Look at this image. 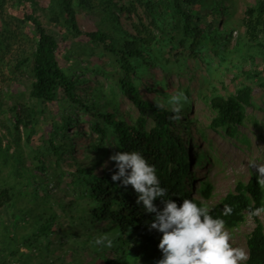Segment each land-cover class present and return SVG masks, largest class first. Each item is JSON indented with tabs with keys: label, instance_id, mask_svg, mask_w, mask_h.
Segmentation results:
<instances>
[{
	"label": "trees",
	"instance_id": "1",
	"mask_svg": "<svg viewBox=\"0 0 264 264\" xmlns=\"http://www.w3.org/2000/svg\"><path fill=\"white\" fill-rule=\"evenodd\" d=\"M81 10L99 17L96 29L81 27ZM80 36L89 40L84 57L74 41ZM70 38L74 40L64 58L71 64L64 67L59 47ZM93 56L99 61L93 63ZM190 58L205 64L206 74L196 77L203 82L197 94L211 109L209 126L239 137L247 107L253 104V86L264 91V0L248 3L242 14L236 0H46L44 6L40 0H0V84L28 81L22 94L0 86L5 128L0 133V264H157L163 234L150 229L156 214L136 203L131 185L125 188L111 179L118 169L109 158L133 151L155 166L166 189L154 201L158 209L164 200L179 206L190 199L207 206L213 218L223 219L227 230L251 216L255 225L247 235L243 264H264V222L252 214L264 209L257 173L237 180L214 205L207 202L214 188L209 181L200 187V197L192 194L193 120H171L174 113L162 100L182 90L189 103L181 114L192 110L190 84L175 87L168 82L195 71L188 65ZM155 69L162 75L156 76ZM233 69L243 80L235 92L222 94L215 78L223 87V75ZM94 76V86H83ZM6 95L14 97L7 105L2 99ZM123 97L135 113L122 109ZM156 101L165 107L157 108ZM51 103H57V112L49 110ZM43 118L51 120L49 137L25 158L19 147L22 141L31 143ZM260 129L264 141V125ZM77 136L86 140L81 157ZM68 159L73 169L67 171ZM65 174L70 176L67 187L54 190L52 182L59 186ZM69 194L73 198L67 200ZM225 205L232 208L230 215L223 214ZM102 235L113 241L111 248L92 243Z\"/></svg>",
	"mask_w": 264,
	"mask_h": 264
},
{
	"label": "clouds",
	"instance_id": "2",
	"mask_svg": "<svg viewBox=\"0 0 264 264\" xmlns=\"http://www.w3.org/2000/svg\"><path fill=\"white\" fill-rule=\"evenodd\" d=\"M187 103H189V97L182 90L174 92L167 100L169 110L174 113L170 117L171 120L179 121L185 118L193 120L194 138L191 139L190 144L192 176L189 181L193 189L192 194L200 197L201 195H196L195 192L200 194V187L204 182L211 183L201 175L199 170L211 161L215 134L231 136L210 127L211 119L208 124L202 123L201 118L194 115L193 105L187 116L181 114ZM155 106L165 107L159 101L155 102ZM184 139L189 140L187 134L184 135ZM200 153H203L204 157L200 156ZM109 159L115 161L118 169L111 176L112 181L120 182L119 186L125 188L131 185L138 195L136 203L138 205L142 203L148 213L156 214L150 229H156L163 234L158 245L162 258L157 261V264H243L247 261V252L243 248L234 247L231 241L230 233L237 227L227 230L225 221L213 218L207 206H198L190 199H183L182 204L178 206L176 202L169 199L163 201L162 210L157 208L154 201L158 197L163 198L166 195V189L160 186L155 166L150 165L140 153L117 152ZM249 166L257 169V183L264 187V164L250 161ZM210 199H207V202L214 205L216 202L212 203ZM261 211L264 209H256L252 214L259 215ZM231 212L232 208L225 205L223 214L230 215ZM92 243L108 248L113 246V241L106 235L96 238Z\"/></svg>",
	"mask_w": 264,
	"mask_h": 264
},
{
	"label": "rangeland",
	"instance_id": "3",
	"mask_svg": "<svg viewBox=\"0 0 264 264\" xmlns=\"http://www.w3.org/2000/svg\"><path fill=\"white\" fill-rule=\"evenodd\" d=\"M255 0H236V10L238 14H242L245 11V8L248 3H252ZM42 5L44 6L46 3V0H40ZM18 10L17 8L11 7V11ZM18 14L20 16L23 15V11H19ZM37 14L43 19V22L47 23V19L44 17L43 11H38ZM225 17V16H224ZM79 23L81 27L85 30L89 29H96L97 22L99 20V17L89 14L87 10H81L78 13ZM208 21H211V18H207ZM126 21V20H124ZM203 26L205 24H202ZM59 32L60 34V27L56 28V32ZM236 35V32L234 33V37ZM74 39H69L68 41L61 40L60 47H59V56L61 58V64L64 67H68L71 63V61L66 60L64 58L65 51L69 49L73 43ZM78 42V45L76 46L77 51L79 52L81 57H84L85 54L82 53L85 46L88 44V38L85 36H80L76 40ZM104 60V59H103ZM188 60V65L191 68H194L195 71L188 72L185 76L182 77V79L175 75L172 76V78L168 80L169 83L174 84L175 87L180 85V83H183L184 85L190 84V87L193 88V92L190 95V100L193 99V107H194V115L197 118H201L202 123L208 124L211 119V109L206 104L205 100L201 97H198L197 94V88L201 87L203 82L198 81V78H201L202 75L206 74V68L205 64L200 60L198 61L195 58H190ZM99 61V59L96 56L92 57V62ZM258 62L260 64L261 68L263 66L262 58L258 59ZM215 63V62H214ZM181 63H178V67H181ZM197 66V69H196ZM247 67L248 64H246ZM177 68V65H176ZM246 68V67H245ZM180 69V68H178ZM223 69L222 66H220V70ZM181 70V69H180ZM238 72L237 69L228 70L224 75L222 80H224L225 86L221 87V84L218 80V75L215 78V81L217 82L219 92L222 94H228L235 92L236 88L240 85L241 81L243 80L242 76H237L236 73ZM154 73L156 76L162 75V71L160 69H155ZM87 76H90V73L86 74ZM192 75L194 76V80L187 79L188 76ZM147 79V78H146ZM23 81L20 82H12L10 84H0L3 91H7L8 93H15V94H22L23 92L27 93V79H22ZM97 81V77L94 76L93 80H91L88 83H85L83 86L88 87L94 86ZM148 81H152L151 77H148ZM249 82V81H247ZM82 86V87H83ZM85 87V88H86ZM252 95V101L253 104L247 107V114L248 118L246 120V123L241 125L239 127V137H225L220 134H215L214 142H213V149H212V158L211 161L206 164V166L200 168L201 175L205 178L211 181L213 184V194L211 197V202H217L222 196H224L229 191L233 190L235 187V184L237 180L243 179L248 180L250 176L253 173H257V169L255 167H250L249 162L254 161L256 164H264V141L258 136L260 133V128L264 125V91L261 89L257 84H255ZM83 93V92H82ZM26 95V94H25ZM22 96L23 97H25ZM144 95L148 98H154L155 93L144 91ZM11 95L4 96L3 102L7 105L11 102H13V98L10 97ZM163 102L167 106V100L163 97ZM40 106L43 107V104L40 103ZM121 107L123 110L132 111V113H135L137 110L132 105V103L126 99L122 98ZM49 110L51 112H57L58 111V105L57 103H51L49 105ZM59 117H57L58 119ZM4 121L3 114L0 115V133H5V128L2 125V122ZM82 125H84L85 129H89L87 127L86 122H82ZM51 130V120L49 118H43L41 122L36 126L35 133L33 134V138L30 144H25V142L22 141V146L19 147L20 150H22L23 155L25 158H28L30 155L31 149L38 147L41 144H45L47 141V138L49 137V131ZM74 141L77 143V156L81 157L83 155V144L86 141L84 138L81 139V137H75ZM30 158V156H29ZM51 159V158H49ZM196 159V158H195ZM49 162V160H47ZM47 162V163H48ZM71 163V160H67L66 163H64L65 170H72L73 168L69 165ZM30 164V161L28 162ZM45 179H48V176L46 174ZM70 180V176L68 174H65V176L62 177L61 184L59 186H56L54 182H52V188L56 190L60 187H67V182ZM196 195H200L199 193L195 192ZM67 200L72 199L73 195L69 194L66 196ZM260 217L264 222V211L260 212ZM9 219V217H7ZM255 225L254 220L251 216H248L247 220L241 224L239 227H237L231 234V241L234 243V247H240L243 248L247 254V244L246 239L248 233L251 231L253 226ZM90 256H87V259H90Z\"/></svg>",
	"mask_w": 264,
	"mask_h": 264
}]
</instances>
